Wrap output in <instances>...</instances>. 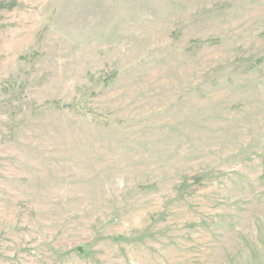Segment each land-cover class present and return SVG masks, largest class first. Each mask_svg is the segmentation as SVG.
<instances>
[{
  "label": "rangeland",
  "instance_id": "obj_1",
  "mask_svg": "<svg viewBox=\"0 0 264 264\" xmlns=\"http://www.w3.org/2000/svg\"><path fill=\"white\" fill-rule=\"evenodd\" d=\"M0 264H264V0H0Z\"/></svg>",
  "mask_w": 264,
  "mask_h": 264
}]
</instances>
